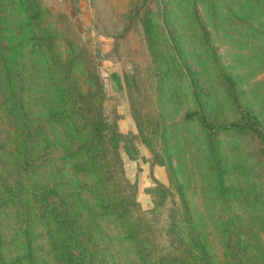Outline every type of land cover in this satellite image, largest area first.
<instances>
[{
    "label": "rangeland",
    "instance_id": "obj_1",
    "mask_svg": "<svg viewBox=\"0 0 264 264\" xmlns=\"http://www.w3.org/2000/svg\"><path fill=\"white\" fill-rule=\"evenodd\" d=\"M244 107L264 129V0H0V176L64 200L20 196L32 264H55L61 210L88 234L94 264H141L93 176L71 167L82 154L70 123L112 122L136 137L122 170L160 245L179 197L155 206L157 183L183 190L214 264H264V146L235 125ZM159 150L173 176L152 163ZM11 202L0 195V264H28Z\"/></svg>",
    "mask_w": 264,
    "mask_h": 264
},
{
    "label": "trees",
    "instance_id": "obj_2",
    "mask_svg": "<svg viewBox=\"0 0 264 264\" xmlns=\"http://www.w3.org/2000/svg\"><path fill=\"white\" fill-rule=\"evenodd\" d=\"M61 93L63 96L62 91ZM61 93L57 95L60 99H62ZM73 113L77 115L81 112L72 110L70 114ZM239 115V121H242L243 124L235 125H238L240 129L251 131L264 146V129L256 114L249 107H244ZM197 120L205 132L210 131L209 123L203 114L199 113ZM70 125L81 142L76 153L80 152L82 154L79 160H74L71 167L77 172L90 173L93 176L101 191L105 203L104 207L110 213L115 214L124 224L125 237L132 243L133 250L141 264H214L198 237L197 229L191 219L186 198L180 186L174 188L175 193H173V189L160 183H157L156 188L150 190L151 193L156 194L153 198L155 206L165 204V201L173 194H177L179 197L178 203H174L170 210V220L165 230L166 245L159 244L160 239L155 235L156 228L146 220L147 218L142 216L138 208L139 204L135 199V184H131L124 177L122 170L120 153L125 152L129 157H135L136 147L133 142L136 139L135 136L128 137L119 133L114 122L101 124V127L88 125L87 123L82 125L70 123ZM235 125L228 124L214 127L215 129L225 130L235 128ZM139 129L138 132L141 133L142 130ZM151 131L150 135H153V130ZM160 136V134H157L152 137H155L158 142H162ZM152 163L165 166L167 172L171 176L174 175L170 156L163 150L154 151ZM24 164H27V161ZM1 194H4L7 200L12 201L10 212L14 217L15 212L23 208L20 205V196L24 194L29 198L28 200L25 199L24 202L29 203V205L35 203L49 205L50 202L45 201V198L48 199L47 194L56 196V207L60 206L59 203L64 204L62 194L58 191L46 189L45 186H30L26 189L24 183H21L19 174L9 180L0 176ZM38 211H40L42 218L46 220L43 223L44 226L48 227L51 223H54L51 209L41 208L40 206ZM56 215H60L61 218L56 223L58 224L59 230H56L59 236L51 242L55 264H94L95 248L88 234L73 226L72 219L69 218L67 211L61 210V214ZM15 219L18 218L15 217ZM18 222L24 230L23 236L28 251L26 255L28 264H32L29 253L31 250L30 235L26 227V219L17 220L15 223ZM49 232L51 230L47 228L46 233Z\"/></svg>",
    "mask_w": 264,
    "mask_h": 264
}]
</instances>
